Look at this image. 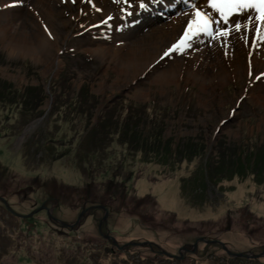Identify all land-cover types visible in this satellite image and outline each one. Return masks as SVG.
Listing matches in <instances>:
<instances>
[{
	"label": "rangeland",
	"instance_id": "rangeland-1",
	"mask_svg": "<svg viewBox=\"0 0 264 264\" xmlns=\"http://www.w3.org/2000/svg\"><path fill=\"white\" fill-rule=\"evenodd\" d=\"M200 1L0 0V82L16 92L0 87V197L20 214L0 201V264H264V255L233 257L218 243L203 241L194 251L179 253L199 237L222 241L232 252L264 250V164L250 157L264 145L259 22L230 17L214 28V39L201 34L191 40L194 45L173 51L190 14L203 10ZM209 15L214 21L220 17ZM40 29L51 43L46 56L24 44L8 45L19 32ZM66 51L83 53L92 62L74 59L82 68L71 71L62 103L58 76L69 62ZM128 52L140 56L125 69L119 56ZM204 52L207 59L200 56ZM166 69L177 74L175 79L155 82ZM84 83L94 97L90 117L66 109ZM30 85L43 89L45 97L22 105L20 94ZM124 99L138 105L154 101L153 108L162 112L160 144L171 153L166 160L156 154L157 139L146 135L152 129L146 116L139 133L126 138L110 133L85 144L97 120ZM135 138L141 150L135 149ZM185 140L196 144V155ZM220 143L227 148L220 149ZM203 161L223 165L225 177L207 183L199 194V185L187 180L199 169L202 173ZM140 177L142 186L136 185ZM42 202L64 222H74L83 207L104 204L108 215L102 233L107 228L119 245L152 241L159 248H116L98 231L103 215L98 208L72 229L56 226L45 209L32 213Z\"/></svg>",
	"mask_w": 264,
	"mask_h": 264
},
{
	"label": "trees",
	"instance_id": "trees-1",
	"mask_svg": "<svg viewBox=\"0 0 264 264\" xmlns=\"http://www.w3.org/2000/svg\"><path fill=\"white\" fill-rule=\"evenodd\" d=\"M64 54H65V57L69 60V62L64 65V68L60 72V77L58 76V83L62 84V90L58 95V97L60 96L58 100L62 103H65L64 99L68 97V93L66 91L67 89L66 83H68L67 81H69L71 77V71H73L75 74L77 70H80L82 68L80 61L92 62V58L83 53L72 55L69 51H66ZM78 58H80V61L74 62V59H78ZM0 87L7 90L10 93H16L12 89L11 85L5 81L0 82ZM20 96H21L20 101H22L21 103L22 105L26 104L28 101H31L32 102L31 105H34L36 100L41 101L42 98L45 97V91L39 87L30 85V86H26L23 89ZM94 104H95L94 97L91 93H89L87 84L84 83L77 90V93L72 98L70 104L66 105V109H68V112L70 110L74 111L75 113L79 114L80 117H90L91 115L90 110L93 108ZM154 104H155L154 101H150L148 104L138 105L135 102L126 101L124 99L120 103L110 106L104 112L103 116L100 117L97 120V122L94 124L93 131L90 132V136L86 138L85 144H87L88 142H93L99 138L103 139L106 135L110 133H118L119 135L125 138L131 135L132 133L133 135L134 133H137V132L139 133L140 131L138 130V127L140 125V122L142 121L143 116H146L147 117L146 121L148 122V125H152V129L150 130V132L148 131L146 135H148V137L157 139L156 146L158 148V152L156 154H159V158L162 157V155L164 154L162 160L164 159L166 160L168 157L167 155H171V153L167 151V149H165V147L160 144V139L162 138V132L165 126L163 117H162L163 114L162 112L160 113L156 108H153ZM149 106L150 108H148ZM53 107L59 108L61 107V104L54 103ZM135 139L137 140V138ZM138 142L139 140L134 142L135 145L137 144L135 149L141 150L142 147L138 146ZM183 144L186 145L187 148L190 150L194 149V152L191 153L192 155L197 154L195 152V147H194L196 145L195 143L190 142L189 140H185ZM223 144L224 143L219 144L220 149L227 148V146ZM163 150H164V153H163ZM250 157H254L253 158L254 164L262 163L263 165L264 164V145L257 147L256 152L252 153ZM203 162L204 164L201 168L202 173L200 172V169H199L197 176H195L193 179L187 180V185L189 184L191 185V183L193 184L197 183L199 185V186L197 185L200 190L199 194H203L202 189L203 187H206L207 183H217V182H220L223 177H225V175L220 174L223 171V165L220 166L219 163H217L216 165L212 167V166H207L206 161H203ZM129 173H131L130 170H129ZM36 178L40 180V176H37ZM129 179H130V175H128L125 178L127 182L129 181ZM142 179L144 180V177H140L139 179H137L136 185L139 183V185L142 186L141 184ZM92 180H95L94 176H92ZM122 184L123 186H126L125 182L123 181H122ZM30 219L32 218L30 217L27 220H30ZM55 225L58 226V224H55ZM150 242L159 248V246L155 242H152V241Z\"/></svg>",
	"mask_w": 264,
	"mask_h": 264
},
{
	"label": "snow or ice",
	"instance_id": "snow-or-ice-1",
	"mask_svg": "<svg viewBox=\"0 0 264 264\" xmlns=\"http://www.w3.org/2000/svg\"><path fill=\"white\" fill-rule=\"evenodd\" d=\"M125 2L127 3V0ZM140 6L142 8L145 7L144 4ZM208 6L219 13L221 20L225 24L233 16H244L250 24L259 22V26L255 28L256 39L264 42V0H211ZM214 23L219 24L220 21H214L208 13L197 11L195 18L188 25L184 38L174 46L173 51H178L181 47L190 46L188 42L201 34L214 39L215 36L211 27ZM240 27L241 25L237 23L236 29L240 30ZM221 34L226 36L229 33L223 32Z\"/></svg>",
	"mask_w": 264,
	"mask_h": 264
},
{
	"label": "bare ground",
	"instance_id": "bare-ground-1",
	"mask_svg": "<svg viewBox=\"0 0 264 264\" xmlns=\"http://www.w3.org/2000/svg\"><path fill=\"white\" fill-rule=\"evenodd\" d=\"M38 1H40V0H35V3H38ZM210 2H211V0H201L200 1V6L202 7V9L204 10H198V9H194L193 10V12H192V14H190L191 15V17H189L188 18V21H189V23L195 18V13L197 12V11H201V12H205V13H208V14H212L213 16H217V15H219V13H217V12H215L213 9H211L208 5L210 4ZM219 17V16H218ZM241 18L243 17V16H240ZM181 21V20H180ZM179 21V22H180ZM215 21H220V23L219 24H213L211 27H212V30H214V28L215 27H217L218 28V26H220L222 23H223V21L221 20V17H219V19H215ZM175 22V21H174ZM178 22V21H177ZM181 23V25H182V21L180 22ZM179 23V24H180ZM185 22L183 21V25H185L184 24ZM189 23L187 24V26H185V32L188 30V25H189ZM173 25V24H172ZM180 25V26H181ZM181 26L182 28L184 27V26ZM243 25V24H242ZM178 26V25H177ZM176 26V28H175V26H173L174 28V30L172 31V33L174 32V34H177V32L175 33V31H176V29L178 28ZM179 26V28H181ZM248 27V26H247ZM184 29V28H183ZM180 31V30H179ZM218 31V30H217ZM180 33V32H179ZM175 36V35H174ZM178 36V35H177ZM235 36V35H234ZM8 36L6 35V33H4L3 32V39H8L7 38ZM183 37V36H182ZM181 38V37H180ZM196 38V37H195ZM219 39V38H218ZM50 40H49V38H48V36L46 35V33L44 32V31H42L41 29L38 31V32H33V33H31V34H29V35H27L26 33H24V32H19L18 33V35H15V38H13V37H10L9 38V42H8V45H18V44H24L25 46H28L29 47V49H31L35 54H37V55H39V56H41V55H43V54H45V52H46V50H47V48H49L50 46H51V43L49 42ZM194 41V40H193ZM193 41H189L188 43L190 44V46H191V44H193ZM215 41H217V40H215ZM222 43H223V41H222ZM215 44H216V42H215ZM226 44H227V42H226ZM194 45V44H193ZM228 45V44H227ZM230 45V44H229ZM23 46V45H22ZM20 47V46H19ZM187 47H189V46H187ZM193 47V46H192ZM186 48V47H185ZM10 49V48H9ZM230 53H232L233 55H235L236 53H237V50L235 49V48H231L230 47ZM234 50V51H233ZM29 51V50H28ZM115 51V50H114ZM136 51V50H135ZM140 51V50H139ZM196 51V50H195ZM32 52V53H33ZM117 53L118 52H115L114 53V55H117ZM141 53H143V52H141ZM147 53V52H146ZM29 54H30V52H29ZM139 54V53H138ZM194 54H196V52H194ZM32 55V54H31ZM119 55V54H118ZM150 55V54H149ZM216 55H217V53H216ZM215 54H213V56H211V58H213L214 59V56H216ZM45 56H46V54H45ZM139 56L140 55H137V54H134V53H129L128 52V54H127V56H122L121 54H120V56H119V59H120V57H121V59H122V61H120V62H124V64L122 63V66L126 69V67L128 66V65H130L131 64V62H132V60L135 58V59H137V58H139ZM155 56V55H154ZM200 56L202 57V58H205V59H207L208 58V56H207V52H204V54H200ZM32 57V56H31ZM38 57V56H37ZM115 57V56H114ZM144 57V56H143ZM150 57H152V56H150ZM33 58H35V57H33ZM39 60V59H38ZM137 61V60H136ZM143 61V60H142ZM134 62V61H133ZM132 62V63H133ZM145 62V61H144ZM141 64V63H140ZM133 65V64H132ZM123 67H120V70H119V72L120 73H124V68ZM137 67V66H136ZM122 68V69H121ZM124 69V70H123ZM177 70V69H176ZM179 70V69H178ZM222 71V70H221ZM176 72V71H175ZM178 72V71H177ZM179 73V72H178ZM217 73H218V76L219 75H222L221 77H223V72H220L219 70L217 71ZM174 74H176V73H174V71L172 70V69H166L165 71H163L161 74H157L156 75V77H155V82H160V83H163V82H168V81H171V80H174L175 79V76H174ZM177 75V74H176ZM220 77V78H221ZM225 77V76H224ZM224 77H223V79H220V82H222L223 80H224ZM215 82V81H214ZM224 82V81H223ZM168 84V83H167ZM222 84V83H221Z\"/></svg>",
	"mask_w": 264,
	"mask_h": 264
},
{
	"label": "water",
	"instance_id": "water-1",
	"mask_svg": "<svg viewBox=\"0 0 264 264\" xmlns=\"http://www.w3.org/2000/svg\"><path fill=\"white\" fill-rule=\"evenodd\" d=\"M0 201L4 204V206L6 207L7 210H9L11 213L15 214V215H20L16 212H14L8 205V203L6 202V200L3 198V197H0ZM94 208H98V209H101L103 210V215L101 216V218L99 219L98 221V224H97V228H98V231L99 233L101 234V236H103L104 238H106L107 240H110L112 242V244L114 246H116V248L118 249H123L124 247H126L127 245L129 244H133V245H148L149 247L152 246V243L150 241H143V242H134V241H130V242H126L122 245H119L117 242H116V239L109 234V231L108 229L106 228V233H102L101 232V226L102 224L105 226V222H106V218H107V215H108V210L107 208L102 205V204H95V205H90L88 207H83L82 210L80 211L79 213V216L77 217V219L74 221V222H64L62 220H60L59 218L55 217L54 215H52L51 213V210L52 208H48L46 205H45V202H42V204H40L39 207H37L35 210H33L32 213H35L36 211L38 210H41V209H45L46 211V214L48 216V218L50 220H52V222H55L56 224H59L63 227H67V228H74V226H78L79 222H80V219H81V216H85L86 213L91 210V209H94ZM32 213H29L27 215H24V216H31ZM198 241H203V242H206V243H218L221 248L227 253L229 254L230 256H233V257H237V256H240V257H248V258H258L262 255H264V250H262L260 253H251V252H245V253H242V252H232L230 250L227 249V247L225 246V244L222 242V241H219V240H207L203 237H199V238H196L194 240V242L190 245V247L188 246H182L180 249H179V253H181V251H194L197 247V243ZM159 252H162L163 254L167 255V256H170V257H175L176 255H173V254H170L168 253L167 251H164L162 249H160Z\"/></svg>",
	"mask_w": 264,
	"mask_h": 264
}]
</instances>
